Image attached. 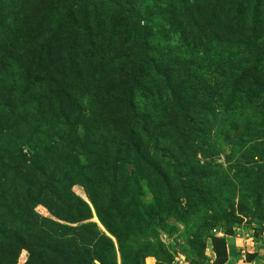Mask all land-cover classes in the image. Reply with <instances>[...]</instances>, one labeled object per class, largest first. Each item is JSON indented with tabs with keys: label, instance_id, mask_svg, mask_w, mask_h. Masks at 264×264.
Instances as JSON below:
<instances>
[{
	"label": "rangeland",
	"instance_id": "1",
	"mask_svg": "<svg viewBox=\"0 0 264 264\" xmlns=\"http://www.w3.org/2000/svg\"><path fill=\"white\" fill-rule=\"evenodd\" d=\"M21 41H29L34 60L29 61L26 55L24 63L0 64V99L6 97L7 103L0 110V185L7 188L14 184L20 177L17 167L24 160L28 167L32 156L25 145L21 160L10 155L11 145L16 147L15 144L21 143L28 128L21 119L6 112L10 103L15 104L20 96H26L27 101L43 97L57 109L64 96L57 92L61 79L76 83L77 109H81L79 115L83 116L78 118L84 122L79 131L83 134L87 128L91 140L99 139L101 134L100 140L110 143L122 136V123L127 121L122 106L126 84L140 58L146 59L147 78L136 89V102L142 111L151 116L154 124L165 123L168 130H173L170 120L175 118L173 122L189 132V158L192 160L193 155L201 163H213L225 170L236 184L222 188L216 182L206 188L212 199L223 201L236 219L205 230L200 242H191L196 231L191 224L185 227L180 220L168 219L173 228L159 230V237L172 256L169 264H264V219L239 213L240 191L250 200L253 197L249 194H256L264 186L253 178L255 183H251V177L264 168V0H0V52L6 54L8 47L15 53V45ZM71 41L74 42L72 65L68 62ZM163 71L168 81L148 77L162 76ZM239 78L242 84L237 83ZM100 102L110 105V115L96 121L92 117L99 116ZM181 103L189 109L187 125L182 122L184 115L174 114ZM56 113L45 116V131L49 127L55 131L67 129L55 119ZM232 120L238 122L239 131L251 142L225 143V132ZM193 124H197L206 142L205 136L208 133L212 136L208 150L213 155L205 153L207 157H203L200 141L194 139ZM54 130H49V136ZM49 136L46 137L55 138ZM109 152L104 157L106 161L97 156L79 158L82 164L94 168V163L112 162L114 154ZM3 159L6 165H2ZM168 173L177 184L171 169ZM89 174L86 168L78 178L88 182L85 177ZM144 176L148 177L147 173ZM22 180L21 176V192ZM141 184L142 199L151 201L153 194L147 179H142ZM94 188L101 209L106 211L105 182ZM72 190L88 203L91 210L88 221L95 222L113 239L120 264L116 239L99 220L84 186L77 183ZM15 191L11 194L0 191V210H10L15 204ZM21 202V210H28L24 208L28 206L24 197ZM125 205L126 202L122 211L128 215L132 210ZM253 205L254 202H249V207ZM260 207L264 209L263 197ZM211 208L204 213L221 214L215 210L217 205ZM251 209L250 212H255ZM34 210L53 217L42 203H37ZM256 211L264 214V210ZM1 250L0 245V253ZM27 256V251L21 249L16 264H23ZM8 262L9 254L0 258V264ZM155 263L154 257L145 260V264Z\"/></svg>",
	"mask_w": 264,
	"mask_h": 264
},
{
	"label": "trees",
	"instance_id": "2",
	"mask_svg": "<svg viewBox=\"0 0 264 264\" xmlns=\"http://www.w3.org/2000/svg\"><path fill=\"white\" fill-rule=\"evenodd\" d=\"M68 43V62L72 65L74 42ZM142 46L143 52L144 40ZM15 47V53H11L8 47L6 54L0 52L1 65H7L9 62L24 63L23 58L26 55L29 61L34 60L29 41H21ZM39 61L42 62L40 57ZM148 64L146 59L140 58L126 84L122 106L127 113V121L122 123V136L116 137L110 143H103L100 140V137L103 138L101 134L99 139L91 140L87 128H84L83 134L79 131L84 122L78 118L82 119L83 116L79 115L81 109H77L79 103L75 95L79 86L76 83L61 79L57 92L63 93L64 96L57 109L50 105L48 100L44 101L43 97L27 101L26 96H20L15 104L10 103L6 112L21 119L23 125L28 127L25 128L26 134L22 142L15 144L16 147L11 145L10 155H16L18 160H21L22 146L25 145L32 152V156L28 167L25 166V160L17 167L19 172L17 174L20 177L14 184L7 188H4L3 184L0 185L2 194H11L16 189L15 204L10 210H0L2 246L0 258L9 254L8 264H16L21 249L28 253L23 264H117L113 239L95 222L88 221L91 217L88 203L72 190V186L77 183L84 186L99 220L116 239L120 264H145V260L148 258L152 260L153 257L156 259L155 264H169L172 256L159 237V230L173 228L168 223L169 218L180 220L185 227L191 224L196 228L192 243L200 242L205 230L222 221L231 223L236 219L233 213L227 211L223 201L220 203L213 200L206 190L216 182H220L222 188L235 187L232 178L213 163H201L197 158H193V155L192 160L189 158L191 155L187 153L191 147L187 138L189 132L179 128L173 122L176 121L175 118L170 120L173 130H168L169 127H166L165 123L154 124L151 116L142 111L136 102V89L140 82L147 78ZM66 68L69 70L70 67ZM161 74L162 76L152 74L148 77L168 81L169 78L164 76L167 74L164 71ZM237 83L242 84V78H239ZM84 93L87 95L88 91ZM178 105L180 107L174 114L184 115L182 122L187 125L190 122L187 117L189 109L187 106L184 107V103ZM6 107V97L1 98L0 110ZM99 107V116L92 119L102 121L104 117L109 118L110 105L100 102ZM55 111L58 112L54 115L55 119L67 129L62 131L58 128L55 131L49 127L45 131L44 125L47 126L44 122L45 116ZM4 129L3 126L2 130ZM191 129L194 139L200 141L203 155L205 153L207 156L213 155L208 150L212 136L208 133L207 137L205 136L206 142L203 139L204 135H200L197 124L191 125ZM239 129L238 122L232 120L225 132L226 144H236L240 140L243 143L249 139L243 136ZM49 130H54L50 136ZM85 133L87 135H84ZM45 135L55 138L49 139ZM107 151H113L112 162L105 165L94 163L96 164L93 165L94 168L92 165L82 164L79 158L97 156V159L106 161L104 157ZM1 161L2 165L7 164L4 159ZM86 168L90 174L85 177L88 182H83L78 177ZM95 169L98 170L97 174L94 173ZM169 169L175 174L177 184L173 183L174 179L169 175ZM144 173H147L148 177L144 176ZM21 176L24 182L23 187L20 186L23 188L22 192L19 190ZM145 178L153 194L151 201L148 202L142 199L144 190L141 180ZM252 178L264 185V168L251 177V183H255ZM235 180L238 183V177L235 176ZM102 181L106 186V211L101 209L98 191L94 188L102 184ZM261 188L256 194H249L253 197L250 200L240 191L241 215H253L264 219V214L256 211L264 210L260 207L261 198H264V186ZM23 197L24 203L28 205L24 208L28 210H21ZM125 202L126 209L132 210L128 215H124L122 211ZM249 202H254L251 207L255 212H250L252 209ZM37 203L45 205L53 217L36 212L34 207ZM212 205L218 206L215 210H220L217 212L221 213L220 215L209 216L204 213V210H212Z\"/></svg>",
	"mask_w": 264,
	"mask_h": 264
},
{
	"label": "water",
	"instance_id": "3",
	"mask_svg": "<svg viewBox=\"0 0 264 264\" xmlns=\"http://www.w3.org/2000/svg\"><path fill=\"white\" fill-rule=\"evenodd\" d=\"M103 228V227H102ZM103 230H104V228H103Z\"/></svg>",
	"mask_w": 264,
	"mask_h": 264
}]
</instances>
